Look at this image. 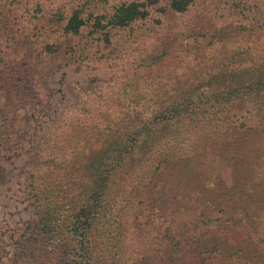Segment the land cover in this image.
<instances>
[{"label": "trees", "instance_id": "1", "mask_svg": "<svg viewBox=\"0 0 264 264\" xmlns=\"http://www.w3.org/2000/svg\"><path fill=\"white\" fill-rule=\"evenodd\" d=\"M89 3L49 14L47 29L59 34L43 53L100 54L114 33L156 12L166 44L182 35L181 50L205 57L217 39V59L197 82L148 92L140 85L160 80L161 63L143 59L145 70L117 91L73 108L76 128L49 133L26 164L35 213L10 264H264V63L232 67L242 44L264 33V0H132L107 11ZM227 17L237 24L218 28ZM16 75L0 82V151L22 140L19 126L40 102ZM4 256L0 232V264Z\"/></svg>", "mask_w": 264, "mask_h": 264}, {"label": "rangeland", "instance_id": "2", "mask_svg": "<svg viewBox=\"0 0 264 264\" xmlns=\"http://www.w3.org/2000/svg\"><path fill=\"white\" fill-rule=\"evenodd\" d=\"M85 1L0 0V82L9 83V79H14L19 73L26 81L24 86L30 87L27 93L32 88L35 93H40L39 104L26 113L25 126H19L22 128V140L0 151V232L5 247L1 264H10L13 241L23 234L26 223L34 218L35 208L28 187L26 164L41 154L49 133L58 131L56 133L60 138L71 132L73 127L76 128L77 120L71 117L72 113L69 114L70 111L74 112L73 108H81V102L89 94L97 96L100 92L112 94L117 91L127 79L145 70L143 59H158L161 63L154 67L160 80L144 81L140 85V90L145 92L161 87L160 82L174 88L182 81L191 84L195 79L197 82L206 77L205 71L208 73L212 63L210 59H217L210 51L220 47L217 39L213 41L212 47L208 46L205 57L190 46L181 50L180 41L186 42V39H181L182 35L178 37L174 34L177 42L166 44L165 28L153 20L157 18L156 12L152 13L154 15L151 18L114 33L113 46L100 54L93 50L89 52V57L74 59L69 57L64 46L61 53L53 56L43 53L41 47L45 42L54 40L59 34L57 30L47 29L46 18L49 14L60 8L65 15H69L72 9ZM120 1L132 0H90L87 9L107 11L110 5ZM166 24L167 21L163 19V25ZM235 24V18L227 17L216 26L220 28ZM242 46L247 53L241 54V57L235 53L241 61L232 67L264 63V33ZM234 47L237 49L236 46H230ZM228 59L235 63L237 58L235 55ZM194 72L196 75L193 77ZM247 107L252 106L247 104L243 111ZM18 113L17 118L20 119L25 111L20 109ZM81 116L87 126L89 122L86 115ZM156 224L159 225L160 221H156ZM136 239L134 227L129 226L128 244L136 246ZM208 264L222 263L215 256Z\"/></svg>", "mask_w": 264, "mask_h": 264}]
</instances>
